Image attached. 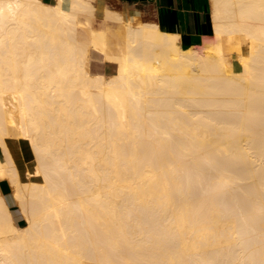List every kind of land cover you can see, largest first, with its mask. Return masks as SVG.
Returning <instances> with one entry per match:
<instances>
[{
	"label": "bare ground",
	"instance_id": "1",
	"mask_svg": "<svg viewBox=\"0 0 264 264\" xmlns=\"http://www.w3.org/2000/svg\"><path fill=\"white\" fill-rule=\"evenodd\" d=\"M211 1L186 44L88 0H0V181L25 217L0 189V264H264V0Z\"/></svg>",
	"mask_w": 264,
	"mask_h": 264
},
{
	"label": "crops",
	"instance_id": "2",
	"mask_svg": "<svg viewBox=\"0 0 264 264\" xmlns=\"http://www.w3.org/2000/svg\"><path fill=\"white\" fill-rule=\"evenodd\" d=\"M54 1V0H53ZM93 5V12L98 22L105 18L108 10L120 15L124 21H132L141 18L143 21H157L168 30L179 32L186 44L199 43L203 36L209 35L213 31L212 26V1L211 0H88ZM94 1V2H93ZM110 7V8H109ZM108 8V10L106 9ZM106 9V13H105ZM123 11V12H122ZM120 13V14H119ZM206 13V14H205ZM123 14V15H122ZM129 16V17H128ZM101 18V19H100ZM198 19V20H197ZM109 21V22H108ZM106 24L110 29H116L119 22L108 20ZM114 21V22H113ZM116 21V22H115ZM117 23V24H116ZM112 27V28H111ZM204 27V28H203ZM212 27V28H211ZM212 29V30H211ZM198 37V38H197ZM92 65L101 67L96 52L92 55ZM96 66V67H97ZM111 65L104 66V71H111ZM21 156L24 158L25 152L20 148ZM23 152V153H22ZM1 156V152H0ZM25 161V160H24ZM28 161L25 163L27 164ZM29 168V167H28ZM30 169V168H29ZM9 186L4 188V194H10ZM7 198V197H6ZM14 216L21 225L24 223L23 215L17 202L10 203Z\"/></svg>",
	"mask_w": 264,
	"mask_h": 264
},
{
	"label": "rangeland",
	"instance_id": "3",
	"mask_svg": "<svg viewBox=\"0 0 264 264\" xmlns=\"http://www.w3.org/2000/svg\"><path fill=\"white\" fill-rule=\"evenodd\" d=\"M140 21L142 22L143 19L136 18V19L132 20V23L136 24V23H139ZM240 38L238 39L239 42L236 40L238 42V44L234 42L233 43V46H231L232 43L230 44L231 47L229 46L230 53H231V59L234 62V64H236V65H240V63H241L240 62L241 61L240 55L236 51L237 50H240L243 53L247 54L248 53V49H249V40H248V38H246L244 35H241ZM91 54L94 55V51L93 50H91ZM109 70H112L113 71L114 70V65H111V69L109 68ZM112 71H109V72H112ZM20 148H23V150L25 152V155H24L25 158H23L21 156L22 159H23V162H24V160H25V162L29 160V162H27V164L24 162L26 165L23 168V171H24V169H26V168L29 167L31 171H34L35 172L37 170V168H36L37 165L35 163L36 162L35 161V154H34V150H33L32 146H31L29 140H27V139H21L20 140ZM0 152H1V148H0ZM38 176L39 175H37V177H35V178L40 179L41 177L40 176L38 177ZM6 186H9L10 189H11V191H10L11 193L8 194L7 196H5V194H4V188ZM11 186L12 185L9 183V181H7L5 179H1V181H0V189L3 192L4 196L7 197L6 199H7L8 203L9 204L10 203H13V201L15 200L17 202V204H18V201L16 200V198L13 195V189L11 188ZM19 212H21V210ZM14 213H15V215H18V212L16 210H15ZM21 214H22V212H21ZM23 218H24V223L23 224H25V217L23 216Z\"/></svg>",
	"mask_w": 264,
	"mask_h": 264
}]
</instances>
